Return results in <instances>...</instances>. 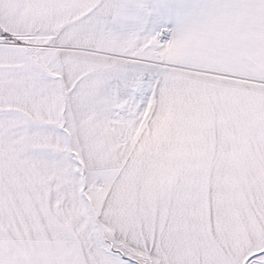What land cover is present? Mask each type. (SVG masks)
<instances>
[{
    "label": "snow or ice",
    "instance_id": "obj_1",
    "mask_svg": "<svg viewBox=\"0 0 264 264\" xmlns=\"http://www.w3.org/2000/svg\"><path fill=\"white\" fill-rule=\"evenodd\" d=\"M0 264H264V0H0Z\"/></svg>",
    "mask_w": 264,
    "mask_h": 264
}]
</instances>
